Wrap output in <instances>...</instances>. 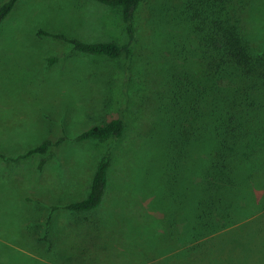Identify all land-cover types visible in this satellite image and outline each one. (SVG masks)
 Here are the masks:
<instances>
[{
	"label": "rangeland",
	"instance_id": "374dc122",
	"mask_svg": "<svg viewBox=\"0 0 264 264\" xmlns=\"http://www.w3.org/2000/svg\"><path fill=\"white\" fill-rule=\"evenodd\" d=\"M174 2H141L129 58L78 52L53 37L126 44L120 10L95 0H17L2 20L0 264H264V209L223 210L211 220L224 228L192 241L210 218L195 210L205 155L182 147L184 109L170 108L175 79L193 67ZM116 116L120 137L76 139ZM44 140L46 152L27 154ZM107 152L101 204L63 208L87 194ZM255 181L258 198L264 174Z\"/></svg>",
	"mask_w": 264,
	"mask_h": 264
},
{
	"label": "trees",
	"instance_id": "16d2710c",
	"mask_svg": "<svg viewBox=\"0 0 264 264\" xmlns=\"http://www.w3.org/2000/svg\"><path fill=\"white\" fill-rule=\"evenodd\" d=\"M16 1L7 0L0 6V24ZM95 1L120 10L126 44L53 37L68 41L78 52L129 58L134 16L143 0ZM172 6L173 19L186 31L182 42L186 50L181 47L193 61L192 69L175 79L178 92L172 91L170 108L179 105L184 111L181 122H172V126L178 124L182 147L195 146L205 155L195 210L210 219L195 230L192 241L196 242L197 234L203 238L224 228L220 225L214 230L211 220L223 216V210L245 217V212L252 215L264 209H257L256 201L264 198V190L257 198V190L263 187L255 181L264 174V0H175ZM123 131V118L116 116L83 130L76 139L118 138ZM50 144L44 140L27 154H43ZM179 152L187 154L184 149ZM109 165L107 152L96 164L87 194L62 207L75 212L96 209L106 192Z\"/></svg>",
	"mask_w": 264,
	"mask_h": 264
}]
</instances>
